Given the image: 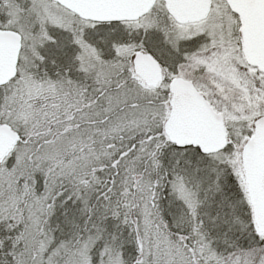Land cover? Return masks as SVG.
I'll list each match as a JSON object with an SVG mask.
<instances>
[{
    "label": "snow or ice",
    "instance_id": "obj_1",
    "mask_svg": "<svg viewBox=\"0 0 264 264\" xmlns=\"http://www.w3.org/2000/svg\"><path fill=\"white\" fill-rule=\"evenodd\" d=\"M0 264H264V0H0Z\"/></svg>",
    "mask_w": 264,
    "mask_h": 264
}]
</instances>
